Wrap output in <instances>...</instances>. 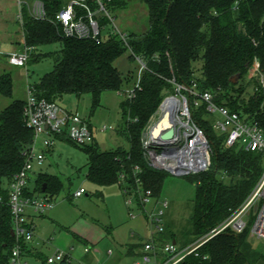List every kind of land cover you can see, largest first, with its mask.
<instances>
[{
    "label": "trees",
    "instance_id": "1",
    "mask_svg": "<svg viewBox=\"0 0 264 264\" xmlns=\"http://www.w3.org/2000/svg\"><path fill=\"white\" fill-rule=\"evenodd\" d=\"M22 1L18 20L24 47L31 48L28 61L41 58L34 50L42 44L58 42L61 46L53 69L32 86L39 98L55 101L65 93L79 96L90 92L96 104L103 91L122 90L125 77L114 61L126 50L131 58L139 56L146 62L134 96L125 97L120 103L124 121L118 133L126 138L128 147L102 150L96 141L79 145L87 155V177L94 182L118 183L123 193L137 186L149 189L152 196L160 193L169 172L148 164L141 137L163 98L174 94L178 85L199 92L208 90L218 104L240 113L251 112L264 125V88L258 87L248 99L243 96V79L254 58L258 59L264 77V0H241L235 10L234 0H143L148 27L141 33H128L127 45L117 33L104 29L111 20L108 15L126 8L128 0H101L104 10L96 0H83L89 11L93 4L97 13L93 17L100 25V33L95 38L64 34L57 14L66 5L65 0H38L44 8L43 19L29 13L27 4L34 0ZM74 9L87 19L86 8ZM195 63H199V76H195ZM236 74L238 81L231 83L229 78ZM180 93L187 96L192 117L212 148L208 169L185 176L196 188L188 238L174 234L165 223L164 231L155 236L160 243L175 240L185 246L217 226L243 203L262 173L263 158L257 152L226 146L225 136L214 131L205 105L195 108L194 95L185 89ZM12 94L11 75L0 74V95L10 98ZM23 106L24 99H13L0 110V264H10L11 249L16 242L10 234L11 209L8 189L2 187V180L6 178L8 185L21 169L23 152L33 140L32 130L24 123ZM43 183H46L44 191ZM61 187L62 181L56 175L39 172L35 187L24 192L55 197ZM95 194L101 195V191ZM249 231V226L240 233L225 230L177 264H256L264 259V253L252 246ZM21 248L23 252L24 243Z\"/></svg>",
    "mask_w": 264,
    "mask_h": 264
},
{
    "label": "built area",
    "instance_id": "2",
    "mask_svg": "<svg viewBox=\"0 0 264 264\" xmlns=\"http://www.w3.org/2000/svg\"><path fill=\"white\" fill-rule=\"evenodd\" d=\"M96 1L100 5V9L104 10L101 0ZM240 1L234 0L232 9H237ZM18 3L20 6L18 19H21V7L24 3L22 0H19ZM27 6L32 17L44 18L45 12L40 1L34 0ZM75 6L87 9V19L76 13ZM106 14L108 15V13ZM57 19L66 36L95 38L100 33L98 21L93 17L83 0H71L58 12ZM114 32L127 45V34ZM30 50L31 48L25 47L23 51L9 53L7 55L9 63L24 66L29 59ZM135 57L140 63L138 77L133 87L124 90L126 98L134 96V89L139 87L140 75L147 68L144 59L139 56ZM247 77L249 80L257 77L259 87L264 88V77L260 71L257 58L252 60ZM181 89L188 90L194 95L192 102L195 108L205 105L209 114L216 112L220 115L221 118L215 119L212 126L225 136L226 146H236L245 151L261 154L263 169L254 188L229 217L185 246L177 245L172 241L163 243L156 241L155 236L164 231V214L168 206L167 201H162L160 207L147 213V220L155 227L156 235L152 234L151 239L143 244L141 257L144 263L152 260L154 264H177L187 255L196 254L200 246L217 234L225 230L240 233L249 224V235L257 239H264V125L255 119L251 112L240 113L218 104L208 90L199 92L196 89L178 85L174 94H169L163 98L142 132V146L148 164L177 176L199 173L207 170L210 165L211 144L202 128L193 119L191 105L187 96L180 93ZM255 89L258 90L257 87ZM172 100L178 101L177 108H174ZM163 116H167L173 125L174 133L169 140L154 138L151 135L153 128ZM23 119L26 127L33 132V140L23 152L25 156L23 166L13 175L7 185L8 202L11 209V229L16 240L11 249L10 264H25L21 246L22 243L30 241L33 237V228L29 223L27 210L43 214L55 204L54 196L43 193L25 194L24 191L28 188L30 175L34 172V164L38 167L41 166L47 152L51 151L56 141L71 142L76 145H87L95 141L93 128L87 120L81 118L76 112L60 107L55 101L37 97L32 87L27 89V95L24 99ZM104 129L105 127L102 128V130ZM165 130L166 128H163L161 133ZM85 192L83 187H79L72 193V196L79 197ZM124 193L126 194L127 191ZM143 193L140 198L142 204L148 202V197L152 196L149 189H143ZM252 209H254L255 215L251 217L250 211ZM85 251H88V247L85 248ZM68 259L67 252L57 250L53 255L46 258V263L55 264Z\"/></svg>",
    "mask_w": 264,
    "mask_h": 264
},
{
    "label": "rangeland",
    "instance_id": "3",
    "mask_svg": "<svg viewBox=\"0 0 264 264\" xmlns=\"http://www.w3.org/2000/svg\"><path fill=\"white\" fill-rule=\"evenodd\" d=\"M18 1L0 0V74L9 73L13 81L12 97L0 95V110L13 99L26 98L27 89L38 83L44 74L53 69L54 60L61 47L58 42L42 44L34 50V53L41 55L38 60L31 58L24 66L9 63L7 56L9 53L23 51L25 48L22 28L18 20L20 8ZM70 1L65 0V3L68 4ZM92 5L89 8L94 15L96 12ZM109 18L111 20L105 26V31H118L125 34L141 33L148 27V11L143 0H128L126 8L111 12ZM114 65L125 77L122 90L103 91L96 104L93 103L90 92L79 96L74 93H65L55 99L60 107L76 112L90 123L96 142L102 150L127 148L129 145L126 138L118 133L124 121L121 116L120 103L126 97L124 90L133 87L136 82L140 67L137 57L131 58L128 50L114 61ZM198 69L199 63H195V76L200 74ZM243 83H245L243 96L248 99L253 91H257L255 87H259L258 78L249 80L246 74ZM207 117L212 125L215 119L221 118L216 112ZM103 127H105L104 130H102ZM214 131L218 135L221 134L215 129ZM34 167L31 175L38 173V166L34 164ZM40 167L43 168L44 173L58 175L62 179V187L55 199L66 203L61 205L57 218L63 222L64 226H67V229L76 230L80 227L84 231L85 240L95 246V250L97 249L95 254L102 260L97 264H104V260L113 256L108 255L110 249L114 255L115 252L118 255H120L119 252L122 253V257L116 264H154L152 260L148 263L142 262L141 255H125L121 245L128 241L145 243L151 239L152 234L156 235L155 227L147 220V213L160 207L162 201L168 202L164 214V223L168 229L179 237L188 238L192 200L196 188L185 176L166 174L160 193L157 196L148 197V202L142 204L140 198L144 193L141 186L125 194L118 183L100 185L89 179L87 177V155L82 146L71 142L56 141L51 152H47ZM2 187H7L6 178L2 180ZM79 187L86 190L82 197H67ZM96 191H101L103 197L96 195ZM250 212L251 217L255 215L254 209ZM44 230L48 232V228ZM248 240L254 248L264 253V239L248 235ZM44 245L43 252L46 253L44 251L46 250L51 253L50 256L53 255L51 240ZM68 264H77V262L72 260ZM256 264H264V259Z\"/></svg>",
    "mask_w": 264,
    "mask_h": 264
},
{
    "label": "crops",
    "instance_id": "4",
    "mask_svg": "<svg viewBox=\"0 0 264 264\" xmlns=\"http://www.w3.org/2000/svg\"><path fill=\"white\" fill-rule=\"evenodd\" d=\"M37 168L39 169L38 173L43 172V168ZM38 173L36 175H30V184L28 183L29 189H33L35 187ZM56 176L62 181L58 175ZM100 196L101 198L103 197L102 192ZM67 197L71 198L73 196L71 194V196ZM80 197H82V195L79 196V198ZM58 202L59 201L55 199L54 206L49 211H47V213L37 214L31 210H27L29 223L33 228V237L30 241L24 243L25 248L23 250L22 258L25 264H47L46 258L50 256L51 253L46 250H44L46 252L44 253L43 249L45 246L44 244L50 240L53 247V253L57 250H63L69 255L68 260L55 264H68L71 263L72 260L77 262V264H97L98 261H102L99 256L95 254L97 250H95V246L85 240L86 238L84 236H86V234L80 227L76 228V230L67 229V226H64L63 222L57 218V213L60 212L61 205L66 203L65 201H61L58 205ZM45 228H48V232H45ZM47 235L48 237L46 238ZM180 242L181 241L175 243L180 245ZM74 243H76L75 246ZM143 244L144 243L128 241L122 243L121 248L127 256L141 255ZM86 247H88V251H85ZM119 254L120 255L115 252L114 255V252H112L110 249L108 255L113 256L109 257L107 260H104V264H116V262L122 257V253L119 252Z\"/></svg>",
    "mask_w": 264,
    "mask_h": 264
},
{
    "label": "water",
    "instance_id": "5",
    "mask_svg": "<svg viewBox=\"0 0 264 264\" xmlns=\"http://www.w3.org/2000/svg\"><path fill=\"white\" fill-rule=\"evenodd\" d=\"M238 79H239V75L236 74V75L231 76L229 78V81L231 83H236ZM163 128H166V130L161 133ZM173 133H174V129H173V125L170 119H168L167 116H163L160 122L153 128L151 135L154 138L159 137L162 140H169L170 138H172ZM45 186H46V183H43L42 191L45 190ZM10 234L11 236L14 235L12 229L10 230ZM172 243H175V241L173 240Z\"/></svg>",
    "mask_w": 264,
    "mask_h": 264
},
{
    "label": "bare ground",
    "instance_id": "6",
    "mask_svg": "<svg viewBox=\"0 0 264 264\" xmlns=\"http://www.w3.org/2000/svg\"><path fill=\"white\" fill-rule=\"evenodd\" d=\"M172 104L174 105V108L176 107H178V101H176V100H172Z\"/></svg>",
    "mask_w": 264,
    "mask_h": 264
}]
</instances>
